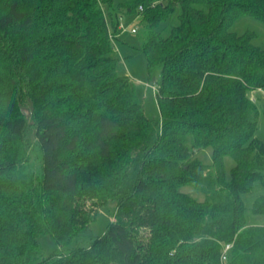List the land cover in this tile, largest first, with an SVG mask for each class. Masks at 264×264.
I'll return each mask as SVG.
<instances>
[{
  "label": "trees",
  "instance_id": "16d2710c",
  "mask_svg": "<svg viewBox=\"0 0 264 264\" xmlns=\"http://www.w3.org/2000/svg\"><path fill=\"white\" fill-rule=\"evenodd\" d=\"M116 1L0 0V264H221L226 244L228 264H264L245 202L255 195L264 216L251 96L264 92V48L232 31L244 15L264 22V0H119L160 74L158 120L118 73ZM112 201L107 232L69 248Z\"/></svg>",
  "mask_w": 264,
  "mask_h": 264
},
{
  "label": "rangeland",
  "instance_id": "374dc122",
  "mask_svg": "<svg viewBox=\"0 0 264 264\" xmlns=\"http://www.w3.org/2000/svg\"><path fill=\"white\" fill-rule=\"evenodd\" d=\"M111 12L114 20L118 21L119 26H121L114 39V55L120 61L118 73L120 76L128 77L131 80L137 96L144 107L146 116L152 120H158L160 118V111L157 104L156 92L153 88H157L160 74L158 70H153L149 73L145 56L140 51L145 35L144 26L140 22L138 16L130 15L124 9L120 8L119 0L116 1ZM108 20L112 31L111 18L109 15ZM133 29H135V32H133ZM232 31L239 35L253 33V44L264 48V22L257 18L250 15L241 16L233 24ZM251 96L253 100H257V105L262 113L256 136L264 141V92H252ZM212 154L213 148L207 147L199 153L198 157L204 164L211 165L213 163ZM234 166L235 161L229 156L225 157L227 178L230 177L231 170ZM181 191L191 195L199 201L205 199V195L202 192L190 186L183 187ZM254 198L255 195L245 197V202L249 209L246 213V219L251 225H264V216L254 217L250 210ZM116 212V201H112L99 208L95 221L82 232L81 236L75 240L69 248H75L77 245L89 246L94 239L103 236L107 232L109 224L113 221ZM39 241L46 255H51L57 249V245L50 235H41Z\"/></svg>",
  "mask_w": 264,
  "mask_h": 264
},
{
  "label": "built area",
  "instance_id": "2783aa9c",
  "mask_svg": "<svg viewBox=\"0 0 264 264\" xmlns=\"http://www.w3.org/2000/svg\"><path fill=\"white\" fill-rule=\"evenodd\" d=\"M120 28H121V26H119V29ZM133 32H135V29H133ZM110 37H111L112 41L114 42V39H115L116 36H114L112 31H110ZM114 45H115V42H114ZM153 89L156 90L155 88H153ZM232 247H233V244L224 245L223 250H222V254H221V259H220L221 264H228L229 255H230V252L232 250Z\"/></svg>",
  "mask_w": 264,
  "mask_h": 264
}]
</instances>
